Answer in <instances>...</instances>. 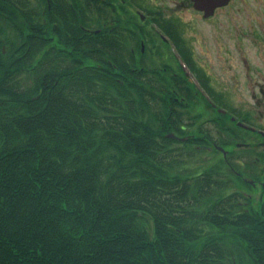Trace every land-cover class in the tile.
Here are the masks:
<instances>
[{
	"label": "trees",
	"instance_id": "trees-1",
	"mask_svg": "<svg viewBox=\"0 0 264 264\" xmlns=\"http://www.w3.org/2000/svg\"><path fill=\"white\" fill-rule=\"evenodd\" d=\"M119 17L0 0V264H264V195L227 164L242 156L199 164L238 126L200 120L181 68L132 53Z\"/></svg>",
	"mask_w": 264,
	"mask_h": 264
},
{
	"label": "rangeland",
	"instance_id": "rangeland-1",
	"mask_svg": "<svg viewBox=\"0 0 264 264\" xmlns=\"http://www.w3.org/2000/svg\"><path fill=\"white\" fill-rule=\"evenodd\" d=\"M169 3L172 4L173 2L169 1L167 5ZM128 17L129 14H127L125 20H128ZM218 20L219 23L213 31H207V26L205 25L203 39L196 41L197 56H199L202 63H208L210 70L222 76V79H225L226 83H228L227 85L232 87L231 91L227 89L232 97L231 107L240 113L247 111L249 113V123L255 124L253 127L257 129H260L258 127L264 128V104L256 103L257 100L252 96V92L257 91L254 85L256 86V82L264 78V47L257 40L252 42L253 37L249 35L254 32L264 31V0H232L228 8L221 10ZM132 26L135 27L133 23ZM157 41L152 42L160 44ZM235 43L237 50H235ZM149 44L151 45V42ZM149 44L146 43L147 46L145 45L146 62L148 64L158 65L162 64L163 61L166 64L174 65L173 69L179 67L177 65V58L168 56L161 47V44L162 55L152 54L150 52V48L152 47ZM138 48L136 47L135 50H138ZM200 49L205 51H203L204 56L200 54ZM134 54L139 55L138 51ZM243 58L250 60V64L254 65V68L251 69L252 72L247 73L248 78H251L254 85L246 83L247 76L244 66L247 62L244 63L242 61ZM189 62L198 78L204 83L203 85L210 92L218 96L217 85H214L212 82H209L210 84L207 83V75L204 69L193 59L189 58ZM227 66L231 67V69L229 67L227 69ZM233 81L235 82L234 85L229 83ZM193 112L199 115L200 120L216 115L212 113L210 107L203 101L197 104ZM235 131L239 136L238 145L231 144L225 147V149H232L233 155L236 156L238 154L239 156H244L246 159H249L247 156H253L252 158H254L258 154H264L262 151L263 143L261 142L263 139L261 137L253 134L254 132L251 133L242 128H235ZM219 157H221L220 152L214 153L213 150L211 154L204 152L202 158L206 161L199 162L200 169L206 165L215 164ZM244 157L240 158L239 165L241 168L243 167ZM259 163L252 165L255 167V169L253 168V172H260L262 181L264 182V165L261 164V160ZM248 170H251V168H248ZM251 177L252 174L251 176L246 175L247 179ZM237 185L239 191L249 194L254 201L264 195V185L260 183L252 186L248 184L247 186V184L238 181Z\"/></svg>",
	"mask_w": 264,
	"mask_h": 264
},
{
	"label": "flooded vegetation",
	"instance_id": "flooded-vegetation-1",
	"mask_svg": "<svg viewBox=\"0 0 264 264\" xmlns=\"http://www.w3.org/2000/svg\"><path fill=\"white\" fill-rule=\"evenodd\" d=\"M100 1L102 2L104 16L106 18L109 17V11L113 9L114 6L117 7L120 21L124 22L127 14L131 17V21L133 25H135L133 28L134 34L140 41L138 50L131 48L132 53L136 51H138L139 54L145 53L146 43L149 44V42H151L149 46L152 47L150 48L152 54L162 55V47L168 56L174 58L176 56L181 57V71L185 78L184 95L182 99L185 104H198L200 101H203L205 104L215 109L210 110L212 113L218 115V117L229 118L232 114L236 113L240 114L241 118L249 121V113H247V111L240 113L231 107L232 97L227 89L230 90L232 87L227 85L228 83H226L225 79H222V76L211 71L208 63L201 62V59L197 56L198 53L196 50V41L198 39H203L205 25L207 26V31L215 30L219 23L218 16L221 10L228 8L232 0H227L225 3H217L215 6L212 0H208L205 8L200 7L198 4L196 6L193 0ZM169 1L173 3L167 5ZM111 21H113V19H107V23ZM249 35L253 37L251 40L252 42L257 40L264 47V31L254 32ZM157 40L161 44V47L160 44L152 42ZM235 50H237L236 43ZM203 51L204 50L200 49L201 55H203ZM189 58L193 59L204 69L208 84L212 82L214 85H217L218 96L210 92L203 85L204 83L202 80L198 78L192 66H190ZM242 61L244 63L247 62L244 66L247 76V73L249 74L252 72L251 69L254 68V65L250 64V60H246L245 58H243ZM169 65V68H174V65ZM228 67L229 66H227V69ZM229 68L231 69V67ZM246 78V83L253 84L250 77L248 78L247 76ZM229 83L234 85L235 82ZM256 83V86L253 85L257 88V91L252 92V96L257 100L256 103L264 104V78ZM216 105H220L221 107H216ZM249 131L252 132V130ZM260 135L261 139H263L261 142L263 143L262 151L264 153V133Z\"/></svg>",
	"mask_w": 264,
	"mask_h": 264
},
{
	"label": "water",
	"instance_id": "water-1",
	"mask_svg": "<svg viewBox=\"0 0 264 264\" xmlns=\"http://www.w3.org/2000/svg\"><path fill=\"white\" fill-rule=\"evenodd\" d=\"M194 1V3H195V5L197 6V4L200 6V7H203V8H205V6H206V2L208 1V0H193ZM213 1V3H214V6L217 4V3H225L227 0H212ZM213 5V4H212ZM168 136H170V137H175L174 136V134H172V133H169L168 134ZM216 148L217 149H219V150H221L222 152H223V154L225 155V151H224V149L222 148V147H220V146H216Z\"/></svg>",
	"mask_w": 264,
	"mask_h": 264
}]
</instances>
